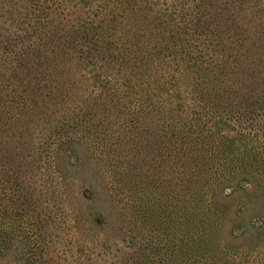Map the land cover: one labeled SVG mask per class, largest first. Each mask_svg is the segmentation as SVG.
<instances>
[{"label":"trees","instance_id":"obj_1","mask_svg":"<svg viewBox=\"0 0 264 264\" xmlns=\"http://www.w3.org/2000/svg\"><path fill=\"white\" fill-rule=\"evenodd\" d=\"M103 108L121 138L134 129L154 136L175 181L135 206L148 229L162 218V243L151 238L123 257L81 239L78 255L264 264V0H0V136L13 142L0 146V260L50 257L51 206L9 182L25 175L9 163L37 171L40 147L51 144L52 159ZM26 138L36 152H23ZM246 185L261 194L256 216L225 201Z\"/></svg>","mask_w":264,"mask_h":264},{"label":"rangeland","instance_id":"obj_2","mask_svg":"<svg viewBox=\"0 0 264 264\" xmlns=\"http://www.w3.org/2000/svg\"><path fill=\"white\" fill-rule=\"evenodd\" d=\"M110 110L103 108L94 118L89 116L85 129L78 131L68 140L70 142L59 146L52 159L49 156L52 145L46 143L40 147L38 173H34L37 171L29 162L21 165L16 161L9 163L12 172H16L19 166L25 170L23 178L17 175L14 179L16 181L9 182H19L23 188L27 187L35 199L38 196L43 202L41 204L37 200L43 209L48 210L47 206H51V226L47 237L50 256L48 264H98L93 261L98 260L99 252L91 261L86 260L85 254L78 255L81 239L87 240L95 251L106 247L102 251H111L107 253L123 257L130 255L134 247L149 242L151 238L155 240L154 238L160 237L159 244L162 243V218H157V222L148 229L147 225L139 224L135 206L139 198L152 197L159 192L171 193L170 189L175 181L172 166L164 168L159 163L157 153L160 152V146L154 143V136L139 132V129H128L121 138V124H112L114 121L110 117L114 115H107L111 113ZM23 134L32 136L29 130ZM0 137L1 141H7L0 143L1 148L13 145L5 134ZM26 139L28 142L21 146L24 148L23 152H36L38 147L30 145L31 139ZM16 149L20 152V149ZM26 159L29 160L30 157ZM51 160L52 165L49 164ZM5 162L6 160L0 161L6 167ZM19 173L23 174L18 171ZM90 186L94 188V198L87 194ZM0 187L3 194L4 188ZM248 187L246 185L245 189H241L235 186V190L225 198V201L234 206L241 201L243 217L250 214L256 216L260 211V191L258 193ZM229 191L230 188L226 187V193ZM61 200H64L65 208H62ZM158 223L160 225L157 231L155 224ZM173 224L174 221H170V225ZM228 227L229 222L226 221L222 228L224 233ZM132 242L134 245H131ZM110 257L107 260L101 259L102 263L112 264L115 259ZM0 264L18 263L3 258Z\"/></svg>","mask_w":264,"mask_h":264}]
</instances>
